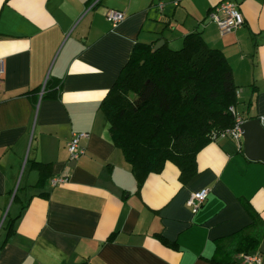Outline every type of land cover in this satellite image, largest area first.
<instances>
[{
    "label": "crops",
    "instance_id": "0c3cea01",
    "mask_svg": "<svg viewBox=\"0 0 264 264\" xmlns=\"http://www.w3.org/2000/svg\"><path fill=\"white\" fill-rule=\"evenodd\" d=\"M217 1L0 0V264H223L215 239L251 222L245 203L264 223V161L242 138L210 140L186 182L168 160L137 187L100 107L136 41L178 47L199 30L232 67L238 113L264 125V0H235L244 22L225 33L207 19ZM110 7L125 13L115 25ZM79 130L85 152L71 158ZM33 161L49 163L44 177ZM201 187L193 212L185 201ZM251 252L264 264V225Z\"/></svg>",
    "mask_w": 264,
    "mask_h": 264
},
{
    "label": "trees",
    "instance_id": "16d2710c",
    "mask_svg": "<svg viewBox=\"0 0 264 264\" xmlns=\"http://www.w3.org/2000/svg\"><path fill=\"white\" fill-rule=\"evenodd\" d=\"M237 89L224 53L209 46L199 30L186 33L178 47L164 42L153 48L152 43L136 41L100 107L137 187L168 160L178 166L181 182L190 179L197 171L196 154L213 139L211 132L234 124L230 105L238 104ZM32 165L40 178L47 174L49 163ZM244 205L251 222L217 237L212 261L230 264L234 255L257 248L264 223Z\"/></svg>",
    "mask_w": 264,
    "mask_h": 264
},
{
    "label": "built area",
    "instance_id": "2783aa9c",
    "mask_svg": "<svg viewBox=\"0 0 264 264\" xmlns=\"http://www.w3.org/2000/svg\"><path fill=\"white\" fill-rule=\"evenodd\" d=\"M161 5L159 3V6ZM105 16L112 25H115L125 17V13L121 9L110 7L106 10ZM207 19L216 23L220 33L232 31L244 22V16L235 0H219L214 3L207 12ZM4 70L5 62L3 57H0V86ZM236 92L238 93L239 90L237 89ZM230 110L235 115L234 124L220 131H212L211 136L213 139L218 135H229L241 141L242 135L239 125L243 121V117L238 113L234 105H230ZM87 135L88 132L85 130L72 132L67 142V149L71 158H77L85 152V147L82 145L81 139ZM67 180V175H53L50 177V183L52 185L64 183ZM208 192L209 187H201L191 191L186 198V205L195 212L205 200ZM237 256L247 264H262L260 255L257 252L242 251Z\"/></svg>",
    "mask_w": 264,
    "mask_h": 264
},
{
    "label": "water",
    "instance_id": "95a60500",
    "mask_svg": "<svg viewBox=\"0 0 264 264\" xmlns=\"http://www.w3.org/2000/svg\"><path fill=\"white\" fill-rule=\"evenodd\" d=\"M164 42L159 39L153 45V48L159 47ZM243 151L251 159H260L264 161V125L257 116L246 118L239 125Z\"/></svg>",
    "mask_w": 264,
    "mask_h": 264
},
{
    "label": "rangeland",
    "instance_id": "374dc122",
    "mask_svg": "<svg viewBox=\"0 0 264 264\" xmlns=\"http://www.w3.org/2000/svg\"><path fill=\"white\" fill-rule=\"evenodd\" d=\"M238 104H239V107H238V108H239V109H238L239 111H238V112H243V111H244V110H243L244 108H243L242 105H241L242 102H241V103L238 102ZM242 108H243V109H242Z\"/></svg>",
    "mask_w": 264,
    "mask_h": 264
}]
</instances>
